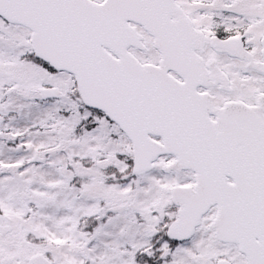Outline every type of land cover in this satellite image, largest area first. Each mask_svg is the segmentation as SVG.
I'll return each instance as SVG.
<instances>
[{
  "label": "snow or ice",
  "instance_id": "6c2138e0",
  "mask_svg": "<svg viewBox=\"0 0 264 264\" xmlns=\"http://www.w3.org/2000/svg\"><path fill=\"white\" fill-rule=\"evenodd\" d=\"M0 264H264V0H0Z\"/></svg>",
  "mask_w": 264,
  "mask_h": 264
}]
</instances>
